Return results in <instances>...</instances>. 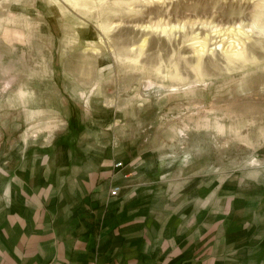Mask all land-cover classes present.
Returning <instances> with one entry per match:
<instances>
[{
    "label": "rangeland",
    "instance_id": "obj_1",
    "mask_svg": "<svg viewBox=\"0 0 264 264\" xmlns=\"http://www.w3.org/2000/svg\"><path fill=\"white\" fill-rule=\"evenodd\" d=\"M70 1L0 0V169L5 156L57 133L69 108H88L107 110L176 172L256 178L264 167V39L243 64L198 67L187 57L196 36L229 41L259 0ZM105 22L117 27L110 38ZM175 26L168 40L162 30Z\"/></svg>",
    "mask_w": 264,
    "mask_h": 264
},
{
    "label": "crops",
    "instance_id": "obj_2",
    "mask_svg": "<svg viewBox=\"0 0 264 264\" xmlns=\"http://www.w3.org/2000/svg\"><path fill=\"white\" fill-rule=\"evenodd\" d=\"M65 117L4 158L0 264H264V167L182 174L105 109Z\"/></svg>",
    "mask_w": 264,
    "mask_h": 264
},
{
    "label": "bare ground",
    "instance_id": "obj_3",
    "mask_svg": "<svg viewBox=\"0 0 264 264\" xmlns=\"http://www.w3.org/2000/svg\"><path fill=\"white\" fill-rule=\"evenodd\" d=\"M100 1V0H99ZM110 0H108L109 2ZM116 1V0H115ZM123 1V0H122ZM69 2V0H68ZM70 2H74L73 0ZM76 2V1H75ZM94 2V1H93ZM104 2V1H102ZM95 3V2H94ZM114 3V2H113ZM119 3H123V2H119ZM97 4V3H96ZM105 4V3H104ZM108 4V3H107ZM116 4V3H115ZM74 5V4H73ZM93 6V4H91ZM95 5V4H94ZM99 5V4H98ZM106 5V4H105ZM114 5V4H113ZM112 5V7H113ZM122 5V4H121ZM76 6V5H75ZM74 6V7H75ZM82 6V5H81ZM85 6V5H83ZM87 6V5H86ZM115 6V5H114ZM79 7V6H78ZM107 7V6H106ZM111 7V6H110ZM87 9V7H85ZM115 8V7H114ZM112 8V9H114ZM77 9V8H76ZM84 9V8H83ZM94 9V8H93ZM97 9V8H96ZM128 9V8H127ZM81 10V8H80ZM88 10V9H87ZM90 10V9H89ZM105 10V9H104ZM86 11V10H85ZM94 11V10H93ZM249 15H247V23L246 24H240L239 27L236 29V27H234V30H230L229 34H228V38L229 41L225 42V40H221L220 42L213 44L214 47L212 48L211 46H213L212 44H210V40L211 38L206 35L203 38L198 37H194L191 38L190 40L192 41L191 45L188 47L189 48V57H187V59H193L196 61V63L198 64V67L203 64V62L205 60H208V62L214 63V64H218L220 62L223 63H227L230 66L231 65H235V64H243L246 63L248 61L253 60L254 56H253V52L252 51V44H260L263 42H259V40H263L264 39V0H259L258 2H256L253 7L252 10H249ZM90 11H88L89 13ZM100 12V11H99ZM110 12V11H109ZM119 12V11H118ZM123 13V12H122ZM92 14V13H91ZM102 14V13H100ZM103 15V14H102ZM101 18V17H100ZM102 21V19H101ZM100 21V22H101ZM104 21V20H103ZM107 21V20H106ZM108 23V22H107ZM100 24V23H98ZM102 24V23H101ZM106 24V22L104 23ZM107 25V24H106ZM99 26V25H98ZM219 27V26H218ZM117 27L115 26H111V24L109 23L107 26H101V30L102 32L107 35L108 37L109 32L111 30L116 29ZM177 26L173 27V28H167L162 30L163 35H165V37L168 40L172 39V36L176 30ZM177 32V31H176ZM257 35L260 36V38L258 39H252V37H250V35ZM110 38V37H109ZM143 41V40H142ZM143 43H145V41H143ZM139 50V49H138ZM137 51V50H136ZM139 52V51H138ZM181 53V52H180ZM134 58H136L137 56H133ZM256 58V57H255ZM254 58V59H255ZM173 59V58H172ZM184 59V58H183ZM182 59V60H183ZM131 60V59H130ZM129 61V60H128ZM171 61V60H170ZM135 62V61H134ZM179 62V61H178ZM192 62V61H189ZM207 62V63H208ZM185 63V61H184ZM191 64V63H190ZM222 65V63L220 64ZM228 65V66H229ZM195 67V66H194ZM176 68V67H175ZM174 68V69H175ZM229 69V68H228ZM176 70V69H175ZM200 71V69H199ZM175 72V71H174ZM202 72V71H201ZM200 72V73H201ZM177 73V71H176ZM197 74V73H196ZM199 75V73H198ZM197 75V76H198ZM195 76V77H197ZM199 77H201L199 75ZM202 78V77H201ZM204 78V76H203Z\"/></svg>",
    "mask_w": 264,
    "mask_h": 264
},
{
    "label": "built area",
    "instance_id": "obj_4",
    "mask_svg": "<svg viewBox=\"0 0 264 264\" xmlns=\"http://www.w3.org/2000/svg\"><path fill=\"white\" fill-rule=\"evenodd\" d=\"M122 163L121 162H116L115 166H120ZM118 187H114L111 191L110 194L111 195H115L117 193Z\"/></svg>",
    "mask_w": 264,
    "mask_h": 264
}]
</instances>
